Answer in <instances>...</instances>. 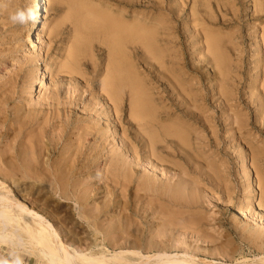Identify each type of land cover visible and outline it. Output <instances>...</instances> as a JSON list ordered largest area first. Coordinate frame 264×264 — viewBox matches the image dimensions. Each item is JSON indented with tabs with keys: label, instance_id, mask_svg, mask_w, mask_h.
Listing matches in <instances>:
<instances>
[{
	"label": "bare ground",
	"instance_id": "6f19581e",
	"mask_svg": "<svg viewBox=\"0 0 264 264\" xmlns=\"http://www.w3.org/2000/svg\"><path fill=\"white\" fill-rule=\"evenodd\" d=\"M35 1L37 3V8H38V20L36 22H34V26H32V29H30L28 31V33L25 36V40L23 39V41H25V44L26 43H29V45H30L29 47L31 49V52L33 51L34 53H37L38 52V49H39L38 48V45L39 44H37V42H36L37 39L35 40V37L38 36V35H36L37 33L38 34H41V32H42V30L40 28V20H42V14L43 13H46L47 14L49 12V10L51 9L53 3H61L64 0H35ZM75 1H77V0H75ZM75 1H73L74 4H75ZM232 1H228V2L232 3ZM68 2H70V1H68ZM80 2H81V0H80ZM104 2L105 3L106 2L108 3L107 0H105ZM112 2H110V4ZM162 2H164V1H162ZM262 2H264V1H262ZM131 3H133V2L130 0V4ZM141 3L146 4L147 6L148 5L156 6L158 4V2L156 0H142ZM165 3H166V0H165ZM193 3H195L194 0H193ZM230 3H229V5H230ZM65 4H67V3H65ZM71 4H73V3H71ZM114 4H115V2H114ZM233 4H234V1H233ZM79 6H81V5L79 4ZM121 6H122V4H121ZM231 6H232V4H231ZM125 7H123V8H125ZM128 7H130V6H128ZM162 7H165V6L162 5ZM85 8H83L85 10L83 12L84 13L86 12L85 13L86 15L84 14V16H83L82 13H81L82 12V8H81V12H80L78 10V9H80L79 7H77V6H73L72 7V9L74 11V14H75V17L78 20V22L76 23L75 28H74L73 41H72L71 47H69V50H68V53H67V57L71 60V62H72L73 65H75L77 63L78 58L81 55L82 51L86 47H88L89 42H87V40H88V37L90 36L89 33L94 34L95 36H100L101 39L103 40V42H105V45L108 47V50H109L108 53L109 54H108V63H107V67H106V74H105L104 79L101 82V91L102 92H100V93L103 94V96H104L103 98L108 103H110V105H111V109L110 110L108 109V110L111 111L112 116H109V117H113V115H114V117L116 118V121H119L120 124H122L121 121L123 122L127 118L126 117L124 119V116L123 115L125 114L124 111L126 112L125 105H126V100H128V118H129L128 119V123H127V125H128L127 127L128 128L126 129L123 126L122 127L121 126H119V127L116 126L117 129H119L121 131L120 132L121 133L120 134L121 136H119V137L122 140V143H123V146L122 147L123 148L120 146L122 148V151L119 154H117V155H114L113 154V155L110 156V158L109 157L107 158L106 157L107 154H103L106 151V145H105L106 140H108V138L105 139L106 138V134H104V131L102 129H97L96 131L95 130H93V131L92 130L91 131H89V130L88 131H84L83 130L82 131V130H80V129L77 128L79 126V124L76 127L79 132H77V133L74 134V138L75 139L74 138H71L72 136H69L68 139H69L70 142H68V143H64V144L61 143L62 145L59 142L51 143V144H43V143L37 144V142L36 143L35 142L34 143H31L29 141L31 144L28 145V143H27L26 145H28V146L25 147L23 145L22 141H21L23 139H21V140L18 139L22 144L21 143H18L19 141L16 142L17 140L14 141V139H13V138H18V136L20 134V133H16L15 132V131H17L16 129L19 126L17 128H15V131H14L15 134H13V138H12L13 142H11V140L9 139V136H10L11 132L14 130V128H8V127H6L4 125V123H1V121H0V241L2 239L3 241L8 242L10 244V245H8L7 247L4 248L5 251L8 252L9 254H14V256L15 255L18 256L19 259L22 260L25 264H264V238L260 237L259 235L258 236L261 239H259L257 241V243L255 242L256 244L252 245V248H251L249 254L248 253L245 254L244 253L245 250L243 252L242 251H238L239 252L238 253V256L235 259H233V260H230V259L229 260H225V259H222V258L221 259H215V258H212V257H202L197 252L193 251L194 249L193 250H189V249L184 248V249H182L180 251H175V252H172V251L169 250V247H167V245H166L168 243V241L171 240L175 244L178 243L179 240L181 241V239H179L178 236H176V234L179 235V233H177L178 232V226L177 225L180 224V223H177V222L175 223L170 217H168V219L169 218L170 219L167 222L162 221V222L157 223V224H156V222L159 221V218H162L161 217V214L165 213L166 210H168L171 206H173V207L174 206H177V207L178 206H182V207L183 206H189V202H188L185 194L183 193L184 192L183 189L180 188L179 185H176V183L173 184L172 183V181H173L172 178H174V177L176 178V176H178L179 180H181V181L183 180V182H185V180L187 179V177H186V179H184L185 176H188V173H186L187 172V165H186L185 159L191 160V157H190L191 156L190 147L192 146L193 140H194L193 139L194 137H192V136L193 135H196V133H197L196 132L195 134H193L194 133V132L192 133V131H194L193 127H191V126L189 127V125H187V124H188L189 121H192V123L201 124L203 127L207 124V119H204V115H206L205 114L206 112L203 115V113H201L202 111H199V109H201V107L199 106V104H200L199 102L201 101V104L203 103V106H204V104H206L207 94H209V93H207L208 91L203 88L201 81H197L196 80V82L195 81H192L191 82L190 81L191 78H190L189 79L190 84H186V82L185 83L182 82V80L180 78L181 76L179 77V73H180L179 70H178L179 67H180V69L181 68H185L187 74H189L190 72L191 73H196V69L193 66H189L188 63H186L185 61H183V59H185L184 56H183L184 58L181 59V57H182V55L184 53L182 55H180L181 52L180 51H178V52L176 51V50H179V49H176L177 48V45L175 43V39H177V38H176V36L174 34L168 32L169 31L168 30L169 28L167 27V25L168 24H171V23H169L167 21V23L165 24V23H163V21L160 20L161 18H159L160 21L158 19L156 20L155 17H157V16H155L153 18L154 19V23H153V19L151 21L152 23H150V22H148V19L147 18H144L142 20H141V18H138V16H139L138 14L134 15V18H133L132 15H131L132 13L130 14V16L132 17V19L130 21H128L127 19H124L125 17L123 18V16L119 18V17H116L117 15L114 16V15L107 14L105 12L104 13H100V11L97 12L94 9L90 10L91 8L90 9L87 8V10H86ZM101 8H103V10H104V7L101 6ZM191 8H193V7H191ZM209 8H211V7H209ZM255 8H256V10H255L256 13L261 12L260 9H257V6H255ZM95 9H97V8H95ZM118 10H119V8H118ZM206 10H207V8H206ZM231 10L232 9H230V11ZM136 11H137V9H136ZM191 11L192 10H190V12ZM125 12H126V10H125ZM147 12H146V14H147ZM149 12H151V11H149ZM155 12H156V10H155ZM168 12L172 13V10L168 9ZM168 12H163V14L162 13H160V14L164 15V13H168ZM112 13H113V11H112ZM238 13H239V11H238ZM156 14H154V15H156ZM220 14H221V12H220ZM168 15L169 14H167V16ZM222 15L224 16L225 14H222ZM251 15L253 16V14H251ZM135 16H137V17H135ZM140 17H141V15H140ZM147 17H149V16H147ZM228 17H229V19H232V18H230V16H226L224 18H227L228 19ZM86 18H87V20H86ZM191 18H192V23H197V22H203L204 21L203 18L198 17V15L195 12L190 13V19ZM149 19H150V17H149ZM170 19H172V18H170ZM215 19H216V17H215ZM220 20H222V19H220ZM85 21L88 22V27L86 26ZM259 21H261V20H259ZM171 22H172V20H171ZM227 22H229V21L227 20ZM251 22H249V23H251ZM253 23H255V21ZM175 24H174V26H176ZM205 24L207 25V23H205ZM171 25H169V27ZM191 25H193V24H191ZM250 25H252V24H250ZM255 25L257 26L256 23H255ZM258 25H262V23L261 24H258ZM43 27L44 26H42V28ZM57 27H58V24H57ZM57 27L56 26H53L52 27V30H50V33H49V37L51 35L55 34V32H56L55 29ZM180 27H182L181 24H180ZM193 27H195V26H193ZM235 27H236V29L238 28L237 26H235ZM248 27H250V26H248ZM46 28H49V27L47 26ZM191 28H192V26H191ZM232 28H234V27H232ZM86 29H88V30H86ZM171 29L172 28L170 27V30ZM250 30H251V27H250ZM184 31H186V30L184 29ZM190 31H191V29H190ZM240 31H237V32H240ZM171 32H172V30H171ZM180 32H182V31H180ZM235 32L236 31H234V34H235ZM261 32H262V36H261L260 41H257V46L259 48H262V51H261L262 58H261V61L259 62V64L257 65L258 67L257 66H254L255 64L253 65L254 67H257V69H258V72L256 71L258 78H256V79H253L252 78L253 79L252 80L253 81V87H252V90H251V93H250V96H251L250 98L252 99V97L254 96V99L256 100V102L257 101L260 102L259 106L257 107L259 109V111H258L259 112L258 118L261 117L262 119H264V27H262V31ZM192 33H194V32H192ZM222 33H224V32H222ZM230 33H232V32H230ZM175 34L177 35L178 34V31ZM184 34H186V33H184ZM191 34H188V35H191ZM197 34H199L200 36H202V39L205 42V48L202 51V53H203V55L206 54V56H205L206 59H204V61L206 62L205 66H204V69L207 70V73H206L207 75H205V78H206V81H207L206 83L208 85H210V87L208 86V88L210 90V95L211 94H214V97L216 95L219 96L218 98H220L223 101L222 103H225L226 106L229 105L228 108L232 106V105H230V102H231V104L233 102H235V104L240 105V102H241L240 101V97L238 98V95H239L238 86H240L239 85L240 83H238L239 81L237 82L235 80V78L238 77L240 74H238V73L236 74V72H235V75H231V73H230V70L231 69L229 68V65L227 64V61H226V57L224 56V53L222 52V50H223V48H222V40L220 39L219 35L217 33L214 34L212 32H209L206 29L204 30V28H201V29L197 30ZM240 34H241V32H240ZM260 35H261V33H260ZM44 36H45V34H44ZM194 37H195V34H194ZM42 39H44V38H42ZM42 39H40V40H42ZM90 39H91V37H90ZM241 39H242V37H241ZM49 40L50 41H49L48 44H51V37H50ZM232 40H234V39H232ZM179 42H181V41H179ZM45 43H46V41H45ZM66 44H68V42ZM179 45L180 44L178 43V46ZM187 45L188 44H186V46ZM236 45H238V43ZM63 46H64V44H63ZM24 47H25V45H24ZM128 47H130V49H131V54H132V58L131 59L133 61H137V62L141 63L139 61L140 60L139 52H141V55H142V59L141 60H143L144 61V64H145V65H142V67H143L142 72H139L138 73L135 69H133V67L131 65H130V68H129V66H127V63H126L127 56H126L125 49L126 48L128 49ZM188 47H189V45H188ZM192 47H193V45H192ZM242 47H243V45H242ZM185 48H187V47H185ZM197 49H198V47H197ZM243 49H245V48H243ZM233 50H235V49H233ZM187 51L189 52V50H187ZM197 51H199V50H197ZM193 52H195V51L193 50ZM193 52L190 51V53H193ZM200 52H201V50H200ZM0 53H1V51H0ZM238 54L240 55V53H238ZM243 54H245V53L243 52ZM253 54H254V52H253ZM36 55H38V54H36ZM197 56H195L196 59H197ZM249 56L251 57V55H249ZM191 57H192V55H191ZM230 57H232V56H230ZM236 57H239V56H236ZM36 58H38V57L36 56ZM243 60L244 59L240 60V63L239 64H242L241 62ZM234 61H238V60H234ZM36 62H38V61L36 60ZM63 62L65 63L64 60H63ZM190 63H191V60H190ZM199 63H201V60H200ZM67 64H68V62H67ZM67 64L65 65V67L67 66ZM252 64H251V66H252ZM46 65H48V64H46ZM51 66H53V65H51ZM65 67H63L64 69L62 68L63 71H66L65 70ZM202 67L203 66H201V68ZM248 67H249V65H248ZM56 68H57V66H56ZM59 68H61V67H59ZM39 70L40 69L38 68V72H40ZM201 70L203 71V68ZM245 71L248 72L246 69H245ZM35 72H36V70H35ZM53 72H55V69H54ZM144 73H148L150 75V77L149 76L147 77V78H151V80L149 79L150 80L149 82H145V80L142 79L141 75L144 74ZM243 74H244V72L242 73V75ZM53 75H54V73H53ZM194 75H191V76L194 77ZM247 75H248V73H247ZM36 76H37V77H35V79H37L36 82H39L41 89H44L45 87H47L46 84H45V81H44V75H43V73H40V74H38ZM51 76H52V74H51ZM54 76H52V77H54ZM184 76H185V73H184ZM196 76H197V73H196ZM71 77H70V79H71ZM99 77H101V76H99ZM182 77H183V75H182ZM2 78H3V75H2ZM239 78H241V76H239ZM249 78L250 77H246L245 78V81H247L246 79H249ZM51 79H53V78H51ZM192 79H194V78H192ZM198 80H200V79H198ZM189 81H187V83ZM193 82H195V83H193ZM206 83H205V85H206ZM246 83H244V84H246ZM244 84H242V86ZM32 85H33V81L31 82L30 89H32V87H33ZM68 85H70V84H68ZM187 86H190L191 89L190 88L187 89L186 88ZM59 87H60V85H59ZM96 87H98V86H96ZM206 87H207V85H206ZM73 88H74V86H73ZM248 89L250 90V88H248ZM248 89H246V90L248 91ZM198 90H200V92H198ZM28 91H30V90H28ZM32 91H33V89H32ZM155 91H157V92H155ZM28 93H27V95H28ZM95 95H96V93H95ZM246 95L247 94H245V96ZM24 96L26 97V95H24ZM248 97H249V95H248ZM213 99H210V101L213 100ZM22 100H24V97H23ZM26 100L27 99L25 98V101ZM27 101L30 102V100H27ZM99 103H97V104H99ZM34 105H36V104H34ZM38 105H39V103H38ZM0 106H1V104H0ZM99 106H102V105L99 104L98 107ZM240 106H242V105H240ZM240 106H239V108H240ZM254 106H256V105H254ZM96 107H97V105H96ZM234 107H232V108L234 109ZM206 108H208V107H206ZM243 108L245 109V107H243ZM217 109L220 110L219 108H217ZM238 109H237V111H238ZM231 110L228 109L227 112L228 111L230 112ZM247 110H245V111H241L240 110V111L241 112H245V114H246V111ZM0 111H2V110H0ZM109 111H107V112H109ZM212 111H214V109ZM222 111L220 110L219 113H221ZM5 112L6 111H3V114H5ZM14 112H15V110H14ZM172 112H173V114H172ZM255 112H257V111H255ZM35 113H37V112H35ZM57 113H59V112H57ZM89 113H91V112H89ZM11 114H10V116H11ZM49 114H51V113H49ZM100 114H101V112H100ZM175 114H178V117H177L178 119L177 120L176 119L171 120L172 116L175 115ZM232 114L235 117H234V119L231 120V125L230 126L233 125V127H232L233 130H236V131H239V132L242 131V129H244L247 126V123L248 122H246V120L245 121L242 120V118L240 117V115L238 113H236L235 111L232 112ZM254 114H256V113H254ZM94 115H95V113H94ZM102 115H103V118H104L105 115L104 114H101V116ZM211 115H212V113H211ZM222 115H224V114H222ZM246 116H247V114H246ZM249 116H250V114H249ZM15 117H16V115H15ZM17 117H19V116H17ZM32 117L33 116H31V120H32ZM205 117H207V115ZM213 117L214 116H212V118ZM242 117H244V116L242 115ZM212 118H210V119H212ZM89 119H87V120H89ZM255 119L257 120V118H255ZM262 119H260V121ZM87 120H86V122H88ZM71 121L73 122L74 120H71ZM77 121H78V119H77ZM77 121H76V123H77ZM82 122H84V121H82ZM108 122H110V121H108ZM254 123L256 124V122H254ZM11 124H12V122H11ZM15 124H17V123H15ZM15 124H13V125H15ZM209 124H210V122H209ZM223 124H224V122H223ZM115 125H116V122H115ZM212 125H213V123L211 124V126ZM260 125L261 124H259V126ZM7 126H10V125H7ZM91 126H92V124H91ZM259 126H258V128H259ZM11 127H13V126L11 125ZM14 127H16V125ZM63 127H65V126L63 125ZM80 127H81V125H80ZM83 127H84V125H83ZM105 127H107V126H105ZM108 127H109V125H108ZM116 127L113 128L114 130L112 129V127L109 128V130L113 134V142H115V144H117L116 143V138H115L116 135H117L116 134ZM214 127L212 126L211 128L214 129ZM260 127L261 128H264L262 126H260ZM59 128H61V127H59ZM65 128H67V127H65ZM196 128H195V131H197L198 129H200V126H199V128H197V130H196ZM226 128H228V127H226ZM248 128H250V127H248ZM11 129H13V130L10 132ZM73 129H74V126H73ZM254 129H255V127H254ZM106 130H108V128ZM62 131H64V130H62ZM75 131H76V129H75ZM214 131H216V129ZM244 131H243V133H247V132H244ZM28 132H30V131H28ZM199 132L197 133L198 135H200ZM200 133H202V132H200ZM228 133H230V132H228ZM58 134H59V132H58ZM64 134H65V132H64ZM66 134H68V133H66ZM225 134H227V132ZM260 134H262V133H260ZM198 135H196V136H198ZM237 135H239V134H237ZM250 135H252V133H250ZM255 135L258 136V137H260L256 133H255ZM11 136H12V134H11ZM61 136H62V133H61ZM214 136H215V134H214ZM239 136H241V138H242V134H240ZM51 138H52V136H51ZM8 139L10 140L9 145H6V148L3 147V149H2V143L3 142H6L7 143L8 142L7 141ZM37 139H39V138L37 137L35 139V141ZM202 139H204V138H202ZM227 139L229 140V138H227ZM238 139L240 140V137H238ZM262 139H264V138H262ZM24 140L27 142V138L26 139L24 138ZM54 140H55V138H54ZM206 140L208 141V139H206ZM216 140H217V138H216ZM256 140H258V139L256 138ZM259 140H258V143L260 142ZM262 141H264V140H262ZM61 142H63V141H61ZM108 142L113 143L112 141H108ZM235 142H236V140H235ZM243 142H241V143H243ZM118 143H119V140H118ZM202 144H205V143H202ZM3 145L5 146V143ZM194 145H197V144L194 143ZM207 145H209V143H207ZM233 145H235V144H233ZM233 145H232V147H233ZM259 145H264V144H258V146ZM107 146L110 147V145H107ZM200 146H201V144H200ZM244 146H246V145H244ZM120 147H119V151H120ZM247 147H252V146H247ZM259 147H261V146H259ZM110 148H112V147H110ZM116 149H118V148H116ZM199 149H200V151H202L201 150L202 149L201 147L198 148V150ZM252 149H254V147ZM260 150H262V148ZM107 151H110V150H107ZM209 151L211 152L212 150H209ZM209 151H208V153H209ZM236 151H237V149H236ZM262 151H264V150H262ZM126 152H128V153L130 152V154L133 155V159H131V158L128 159V156L126 155ZM192 152H193V150H192ZM250 153H251V151H250ZM253 153L255 154V152H253ZM54 154H58V157H57V159H55L54 161H52L51 160V158H52L51 156L52 155L54 156ZM205 154H203V155H205ZM240 154L238 153L239 156H240ZM206 155H208V154H206ZM248 155H250V154H248ZM174 156H175L176 160L177 159L182 160L183 161V162L181 161L182 164L178 165V164L173 163L172 161L174 159L173 158ZM200 156H196V158L197 157H200ZM253 156H255V155H253ZM256 156H257V154H256ZM258 156L260 157L259 154H258ZM212 157H213V155H212ZM255 158H257V157H255ZM142 159H144V161L147 162V165H148L147 167L146 166L145 167L143 166L145 168L144 170H147L148 167L150 166V168L152 169V171H154L153 174L147 173L146 175H143V176H152V177L153 176L154 177L155 176H165V179L164 180L162 178L161 179H157V180H155V183L154 182L151 183V181H148V179H147V180H145L142 183V187L141 186L140 187L142 188L141 190L143 191V193L140 194L141 193L140 190H139L140 193L138 191H135L136 194L133 197H130V207L133 206L132 205V202H133L132 201V198H133V199H135L134 201H136V203L137 202L140 203V205H139L140 207L141 206L143 208L146 207L145 209H143V208L142 209H143V212L145 210V213L146 214L148 213V215L147 216H140V218H137L138 220L132 218L134 216L130 217L131 216L130 215L129 216L130 217V221H127L125 223H121V222L119 223L118 222V223H114V224H109V225H107V227H105L101 223L97 222V219L94 218L92 214H90L91 212L89 213L88 212L89 210L88 211L85 210L86 207H84V205L87 204V200H90V199H88L89 197L87 196L88 195L87 192L80 193L81 191H78L76 189L77 187L79 188V186H80L79 184H78L79 186L77 185V182L78 181L77 182L76 181H72V179H71L72 182H70V180L67 181V178H66V182H65V180H63V178L61 177V176H77V177L78 176L79 177L81 176L82 177V176H93V175L94 176H103V178H104V176H109V177L110 176H119V177L121 176L122 177V176H124V174L127 171H129V173H130L129 176H137L138 177L140 175V173L143 172V171L141 172L140 169H138L139 166H142L143 165V164H141V163H143ZM252 159H253V157H252ZM241 160L243 162H245L247 160V155H244ZM207 162H209V161H207ZM256 163H257V160H256ZM258 163H260V162H258ZM103 164H104V167L102 166ZM211 164H212V162H211ZM257 165L259 166V164H257ZM101 166L103 167V169L101 168ZM183 166H185V167H183ZM191 167H190V169L192 170ZM255 167H256V165H255ZM209 172H211V171H209ZM192 175H194V174H192ZM210 175L214 176L213 174H210ZM260 175H261V172H260ZM260 175H258V176H260ZM16 176H19L20 179H29L30 178L31 180L32 179H35L36 181L38 179V176H46V177L47 176H53V177L54 176H58V177H55L53 181L51 180L52 182L50 181L51 184H50L49 187L45 183L43 184V186L46 185L45 188L42 186L46 191L45 192L43 191L44 193L42 191H40L39 197L40 196H44V195H48V194H53L54 196L55 195H58L60 198H62L64 203H67V202L68 203L69 202L74 203L78 207V209H79L78 210V216L80 218H82L85 221V223H87L92 228V232H93L92 233V236L94 238V245H88V244H86V241L85 242L83 241L84 243L83 242L82 243H79V241H76L75 239H72V237H70V233L69 232H67L64 229H62L61 227H59L60 225L57 224V222L55 221V219L51 215V213L48 210H46L45 207H42V206H40V204L38 205L36 203V201H37L36 199H35L36 201H33L32 198H30V196H26L24 194L23 195L22 194H19L18 193L19 192V189L18 188H22V185L24 183H26V182H23L22 181L23 184L20 182L19 185H16L17 184L16 183V181H17L16 180ZM168 176H172V177H168ZM71 178H73V177H71ZM103 178H100L99 180H101ZM105 178H108V177H105ZM189 178H192V176L191 177L189 176ZM189 178H188V180H189ZM81 179H84V178H81ZM113 179H115V178H113ZM119 180L116 179V181H119ZM134 180H131V181H134ZM83 181H85V180H83ZM89 181H90V179H89ZM123 181H125V180H123ZM80 182H82V181H80ZM189 182H191V179H190ZM192 182L194 184V181H192ZM262 182H264V181H262ZM109 183H110V181H109ZM85 184H88V183H85ZM111 184H110V186H111ZM139 184L140 183L137 182V187H139ZM38 185L39 184H37V186ZM76 185H77V187H76ZM121 185L119 187H122V190H123V186H121ZM132 185H133V183H132ZM135 185H136V182H135ZM81 186H82V184H81ZM87 186L85 188H87ZM191 186H193V185H191ZM84 187H82V189ZM90 187H92V183H91V186ZM99 187H100V185H99ZM108 187H109V185H108ZM185 187H187V186H185ZM189 187H190V184H189ZM254 187H253V185H251L250 188H249V191H248V188L246 189V191H248L247 194H249V197H251V198H252V196H254ZM28 188L29 187H27V189ZM43 188H41V189H43ZM104 188L105 187H103L102 189H104ZM31 189L34 190V187H32ZM49 189L51 191H53V193H50ZM80 189H81V187H80ZM118 189L120 190L121 188H118ZM133 189H135V188H133ZM37 190H38V188L35 187V192ZM88 190L90 191V194H91V190L89 189V187H88ZM111 190H109L108 194H112ZM107 191H108V189H107ZM246 191L244 189V192H246ZM262 191H264V190H262ZM102 192H103V190H102ZM127 193H128V191H127ZM255 193H256V191H255ZM262 193H264V192H262ZM32 195H33V193H32ZM243 195H245V194H243ZM101 196H103V195H101ZM262 196H264V195H262ZM243 198H244V196H243ZM62 199H60V200H62ZM126 199H128V197ZM245 199H247V198H245ZM262 200H264V199H262ZM47 201H51V200L47 199ZM107 201H106V203L104 202L105 203L104 205L102 203L104 209L105 208H108V207L110 208V206H113L114 205V202H112V201L107 202ZM63 202H61V203H63ZM196 202H198V201H196ZM50 203H52V201ZM262 203H264V202H262ZM91 204H92V202H91ZM100 204H101V202H100ZM128 204L129 203H127V205ZM60 205H62V204H60ZM92 205H90V206H92ZM243 205H245V204H243ZM46 207H47V205H46ZM238 207H240V206H238ZM262 207H264V206H262ZM95 208H97V207H95ZM124 208H126V207H124ZM137 208L139 209V207H137ZM190 208H187V209H190ZM240 208H238L237 214H239V216L241 218L243 216H248L247 213H245L243 211L244 209L242 210ZM242 208H243V206H242ZM156 209H158V211H156ZM192 209H194V208L192 207ZM125 210L127 212V209H125ZM57 211L59 213V210H57ZM112 211H113V209H112ZM189 211H187V212H189ZM143 212H141V213L144 214ZM187 212H186V214H187ZM253 212L254 211H252V214H254V216H255L256 213H253ZM53 213H54V211H53ZM192 213L194 214V211ZM108 214H110V213H108ZM122 214H121V216H122ZM129 214H132L131 211H130ZM188 214H190V212ZM101 215H100V217H101ZM105 215H106V213H105ZM175 215H177V213ZM108 216H110V215H108ZM121 216H120V218H121ZM185 216H187V215H185ZM190 216H193V215L191 214ZM190 216H188V217H190ZM195 216L197 217L198 215L196 214ZM259 216H260V213H259ZM191 218L192 217H190V219ZM255 218H256V216H255ZM260 218L262 220V218H264V217H259V219ZM66 219H67V217H66ZM122 219L123 218H121V220ZM165 219H167V217H165ZM176 219L178 220V218H176ZM176 219H174V220H176ZM194 220H196V219H194ZM256 220H254V221H256ZM123 222H124V220H123ZM249 222H251V221H249ZM262 222H264V221H262ZM181 224H183V223L181 222ZM196 224H198V223H196ZM84 225H86V224H84ZM117 225H119V226H117ZM76 226H74V227H76ZM125 226H126V229H125ZM204 226L205 225H203V227ZM184 227H187V226L184 225ZM203 227H202V229H203ZM68 228H70V227H68ZM116 228H119V229L121 228L122 232L121 231H120V233L119 232H116L115 231ZM204 229L206 230V227H204ZM74 230H75V228H74ZM185 230L188 231V229H186V228H185ZM190 230H191V228H190ZM195 230H197V229H195ZM205 230H203V231H205ZM180 231H181V229H180ZM210 232H212V231H210ZM262 232H264V231H262ZM84 233L85 232H83V234ZM183 233L186 235V233L184 231H183ZM197 233H198V231H197ZM204 233H206V232H204ZM71 234H73V233H71ZM184 234H183V236H184ZM258 234H260V233H258ZM148 235H153L154 238L153 239H150V240H147L149 238ZM196 235L197 234L195 233V236ZM241 235H242V233H241ZM254 235H255V233L253 234V238H254ZM183 236H182V238H183ZM192 236H191V238H192ZM262 236H264V235H262ZM211 237H212V235H211ZM255 237H256V235H255ZM197 238L200 239L199 237H197ZM201 238H203V235H202ZM215 239L216 238H214V240ZM183 240H184V238H183ZM3 241H2V244H3ZM196 242H198V241L196 240ZM204 242H208V241H204ZM251 243H252V240H251ZM169 244H171V243H169ZM205 244H207V243H205ZM174 246H178V245L176 244ZM180 246H181V244H180ZM187 248H189V247H187ZM219 257H220V255H219ZM221 257H222V255H221Z\"/></svg>",
	"mask_w": 264,
	"mask_h": 264
},
{
	"label": "rangeland",
	"instance_id": "374dc122",
	"mask_svg": "<svg viewBox=\"0 0 264 264\" xmlns=\"http://www.w3.org/2000/svg\"><path fill=\"white\" fill-rule=\"evenodd\" d=\"M64 1L61 2V3H53L51 9L49 10V12L47 14L46 13L42 14V20H40V28H41L42 32H41V34L37 33L36 35H38V36L35 37V40L37 39L36 40L37 44H39L38 45L39 49H38L37 53H34L33 51L31 52V49L29 47L30 46L29 43L25 44V41H23V39L25 40V36L28 33V31L30 29H32V26H34V22H29L26 27H21V26H18V25L17 26H13L11 24V22L9 21V19H8V13L11 12V11H14L18 7H24V6H28V5H32V6L37 7L36 1L35 0H7V3H8L7 10L0 11V51H1V53H0V99H1L0 100V104H1L0 110H2V111H0V121H1V123H4V125L6 127L14 128V130L13 129L10 130V132L13 130L12 131L13 133L11 132L12 136H11V134L9 136V139L11 140V142H13V140H12L13 134H15V132H16V133H20V134H19L18 138H13L14 141L17 140L16 142H18L19 140L23 139L21 141H22V143H23V145L25 147L30 145L31 143H34V142L35 143L37 142V144H41V143H43V144H51V143H56V142H59L60 144L61 143L64 144V143L70 142L69 139H68L69 136H72L71 138H74V134L79 132L78 129H80L82 131L83 130L84 131H88V130L89 131H91V130L92 131L93 130L96 131L97 129H102L104 131V134H106V138L105 139L108 138V140H106V143H105L106 151L103 154H107L108 155V156L106 155L107 158L108 157L110 158V156L113 155V154L114 155L119 154L122 151L123 143H122L121 138L119 137V136H121L120 135L121 131L119 129H117L116 126H118V127L119 126H121V127L123 126L126 129L128 128L127 127L128 126L127 123H128V119H129L128 118V100H126V105H125L126 112L124 111L125 114L123 115L124 119L126 117L127 118L123 122L121 121L122 124H120L119 121H116V118L114 117V115H113L114 118L113 117H109V116H112L111 111H109L111 109V105H110V103H108L103 98L104 97L103 94L100 93V92H102L101 91V82L104 79L105 74H106V67H107V63H108V54H109L108 52H109V50H108V47L105 45V42H103V40L101 39L100 36H95L94 34L89 33L90 36L88 37V40H87V42H89L88 47H86L82 51V53L79 56L78 61H77V63L75 65H73L71 60L67 57V53H68L69 47H71L72 41H73L74 28H75L76 23L78 22V20L75 17V14H74V11H73L72 7L73 6L79 7L80 9H78V10L80 12H81V8H82V12L81 13H82L83 16L86 13V12L85 13L83 12V11H85L83 8L86 7L85 8L86 10H87V8L88 9L91 8L90 10L94 9L97 12L100 11V13H104L105 12V13L110 14V15H114V16L117 15L116 17H119V18L123 16V18L125 17L124 19H127L128 21H130L132 19V17L134 18V15H136V14L139 15L138 18H141V20L144 19V18H147L148 22H150V23H152L151 21H152V19L155 16H157V17H155L156 20L157 19L159 20V18H161L160 20L163 21V23H165V24L168 21L169 23L172 24V25L171 24L167 25V27L169 28L168 32L174 34L176 36V38H177V39H175V43L177 45L176 49H179V50H176V51L177 52L180 51L181 52V53L179 52L180 55H182L183 53L185 54V55L184 54L182 55L181 59H183L185 57V59H183V61L188 63L189 66H193L196 69V73H197V76H196V73H191L190 72L189 74H187L185 68H181L180 69V67H179V69H178L179 72H180L179 73V77L181 76L180 78H181L182 82L183 83L186 82V84H190V81L191 82L192 81L196 82V80L197 81H201L203 88L205 90H207L208 91L207 93H209V94H207V100H208V101L206 100V104L207 105L204 104V106H203V103L201 104V101L199 100L200 101L199 103L201 104V105L199 104V106L201 107V109H199V111H202L201 113H203V115L206 112L205 114L207 115V117H205L206 115H204V119H207V124H206L207 126L205 125L203 127L201 124L192 123V121H189L188 124H187V125H189V127L190 126L193 127V129H194V131H192V133L194 132L193 134H195L196 132L198 133L199 131L202 132V133L199 132L200 135H198L196 133V135H198V136H196V135L192 136V137H194L193 138L194 140H193L192 146L190 147L191 160L185 159L186 165H187V172L186 173H188V176H185L184 179H186V177H187V179L185 180V182H183V180L182 181L179 180L178 176H176V178L175 177L172 178L173 179L172 183L173 184L176 183V185H179L180 188L183 189V191H184L183 193L185 194V196H186V198H187V200L189 202V206H183V207L182 206H178V207L177 206H174V207L171 206L169 208L170 210L169 209L166 210V212L168 211L167 213L165 212V213L161 214L162 218H159V221H157L156 224L160 223L162 221L167 222L170 218L175 223L176 222L180 223V224L177 225L178 226V232L177 233H179V235L176 234V236H178V238L181 239V241L179 240L180 243L179 242L176 243L178 246H174L176 244L174 242H172L171 240L168 241V243L166 242L167 243L166 244L167 247H169V250L172 251V252L180 251V250H182L184 248L189 249V250H193L194 249L193 251L197 252L202 257H212V258H215V259H221L222 258V259H225V260H229V259L233 260V259H235L238 256V253H239L238 251H242L243 252L245 250L244 253L245 254H247V253L249 254L250 250L252 248V245L256 244L257 241L259 239H261L260 237L264 238V236H262V235H264V232H262V231H264V222H262V221H264V218H262V220H261V218L259 219V217H264V207H262V206H264V203H262V202H264V200H262V199H264V196H262V195H264V193H262V192H264V191H262V190H264V182H262V181H264V151H262V150H264V145H259L261 147L258 146V144H264V141H262V140H264V139H262V138H264V128L260 127V126L264 127V119H262L261 117L258 118L259 109L257 107L259 106L260 102L257 101L258 102L257 103L256 100L254 99V96L252 97V99L250 98L251 97L250 93H251V90H252V87H253V81L252 80L258 78V76H257V72H258L257 67L258 66L257 65L259 64V62L261 61V58H262V53H261L262 48H259L257 46V41H260L261 36H262V32H261L262 31V27H264V2H262L264 0H233L234 4H233L232 0H213V1L212 0H194L195 3H193V0H168V1L166 0V3H165V0H156L158 2V4L156 6H151V5L147 6L146 4L141 3L142 0H134V1L131 0L133 2L131 4H130V0H112L113 2L111 0H107L109 4H110V2H112L113 4L115 2L114 5L111 3L110 4L111 6L107 2L105 3L104 2L105 0H81V2H80V0H77V1H75V0H72V1L71 0H67V1L64 0ZM68 1H70L73 4H71ZM73 1H75L76 5L74 4ZM162 1H164V2H162ZM228 1H232V3L228 2ZM65 3H67V4H65ZM229 3H230V5H229ZM79 4L81 6H79ZM121 4H122V6H121ZM231 4H232V6H231ZM162 5H164L166 8L162 7ZM101 6L104 7V10H103V8H101ZM128 6H130V7H128ZM255 6H257V9H260L262 13L261 12H259L260 14L256 13L255 12V10H256ZM123 7H125V8H123ZM191 7H193V8H191ZM209 7H211V8H209ZM95 8H97V9H95ZM118 8H119V10H118ZM206 8H207V10H206ZM136 9H137V11H136ZM168 9L172 10V13L168 12ZM230 9H232V10L230 11ZM125 10H126L127 13L125 12ZM155 10H156V12H155ZM190 10H192V11L190 12ZM112 11H113V13H112ZM145 11L146 12L148 11L147 14H146ZM149 11H151V12H149ZM238 11H239V13H238ZM163 12H168V13H164V15H162ZM192 12H195L198 15V17L203 18L204 21L203 22L192 23V18L190 19V13H192ZM220 12H221V14H220ZM160 13H162V14H160ZM130 14L132 15V17L130 16ZM154 14H156V15H154ZM167 14H169L168 16L169 17L171 16L170 18H172V19H170L167 16ZM222 14H225V15L223 16ZM251 14H253V16ZM140 15H141V17H140ZM147 16H149L150 19ZM226 16H230V18H232V19H229V17H228V19L224 18ZM135 17H137V16H135ZM215 17H216V19H215ZM220 19H222V20H220ZM86 20H87V18H86ZM171 20H172V22L174 24L176 23L175 24L176 26H174V24L171 22ZM227 20L229 22H227ZM259 20H261V21H259ZM254 21L257 24V26L255 25V23H253ZM249 22H251V23H249ZM153 23H154V19H153ZM205 23H207V25ZM261 23H262V25H258V24H261ZM57 24H58V27H57ZM85 24L88 27V22L85 21ZM180 24H181L182 27H180ZM191 24H193V25H191ZM250 24H252V25H250ZM169 25H171L170 27L172 28L171 29L172 32L170 30ZM42 26H44V27L42 28ZM47 26L49 28H46ZM53 26L57 27L55 29L56 32H55V34L50 36L51 37V44H48L49 41H50L49 40L50 39L49 33H50V30H52ZM191 26H192V28H191ZM193 26H195V27H193ZM235 26H237L238 28L236 29ZM248 26L251 27V30H250V27H248ZM232 27H234V28H232ZM201 28H204V30L206 29L209 32H212L214 34L217 33L219 35L220 39L222 40V48L224 50V51L222 50V52L224 53V56L226 57V61H227V64L229 65V68L231 69L230 70L231 75H235V72H236V74L237 73L240 74L239 76H241V78H239V76H238V77L235 78V80L237 82L239 81L238 83H240L239 84L240 86H238V90H239L238 98L240 97V101L243 103L242 104L240 102V105H242V106L235 104V102H233L232 104L230 102V105H232V106L228 108L229 105L226 106L225 103H222L223 101L220 98H218L219 96L216 95L214 97V94H211L212 96L210 95V90L208 88V86L210 87V85H208L206 83L207 81H206V78H205V75H207L206 74L207 70L204 69V66L206 64V62L204 61V59H206V57H205L206 54L203 55V53H202V51L205 48V42L203 41L202 36L197 34V30H199ZM184 29L186 31H184ZM190 29H191V31H190ZM86 30H88V29H86ZM177 31H178V34L176 35L175 33H177ZM180 31H182V32H180ZM234 31H236L235 34H234ZM237 31H240L241 34H240V32H237ZM192 32H194V33H192ZM222 32H224L225 34L222 33ZM230 32H232L234 35L232 33H230ZM184 33H186V34H184ZM260 33H261V35H260ZM44 34H45V36H44ZM188 34H191V35H188ZM194 34H195V37H194ZM90 37H91V39H90ZM241 37H242V39H241ZM42 38H44V39H42ZM40 39H42V40H40ZM67 39L68 40L70 39V40L68 41ZM232 39H234V40H232ZM45 41H46V43H45ZM179 41H181V42H179ZM65 42L66 43L68 42V44H66ZM178 43L180 44L179 46H178ZM237 43H238V45H236ZM63 44H64V46H63ZM186 44H188L189 47H188V45L186 46ZM191 44L193 45V47H192ZM24 45H25V47H24ZM242 45H243V47H242ZM185 47H187V48H185ZM197 47H198V49H197ZM243 48H245V49H243ZM128 49L127 48L125 49L126 56H127V58H126L127 66H129V68H130V65H131L133 67V69H135L138 73L142 72V70H143L142 65H145V64H144V61L141 60L142 59L141 52H139V57H140L139 61L141 63H139V62L133 61L131 59L132 58L131 49H130V47H128ZM196 49L199 50V51H197ZM233 49H235V50H233ZM187 50H189V52ZM193 50L195 52H193ZM200 50H201V52H200ZM190 51H192L194 54L190 53ZM243 52L245 54H243ZM253 52H254V54H253ZM238 53H240V55ZM36 54H38V55H36ZM188 55L190 57L192 55V57H191L192 59ZM249 55H251V57ZM36 56L38 58H36ZM195 56H197V59H196ZM230 56H232V57H230ZM236 56H239V57H236ZM242 59H244L241 62L243 65L239 64L240 60H242ZM36 60L38 62H36ZM63 60L65 61V63L63 62ZM190 60H191V63H190ZM200 60H201V63H199ZM232 60L233 61L234 60H238L239 62L238 61H234L233 62ZM67 62H68V64H67ZM46 64H48V65H46ZM66 64H67V66L65 67ZM251 64H252V66H251ZM51 65H53V66H51ZM248 65H249V67H248ZM253 65L257 66V67H254ZM56 66H57V68H56ZM201 66H203L202 67L203 71L201 70L202 69ZM59 67H61V68H59ZM63 67H65L66 71H63V69H64ZM38 68L40 69L39 70L40 72H38ZM252 68L253 69L255 68V69L253 70ZM54 69H55V72H53ZM245 69L248 72H246ZM35 70H36L37 73L35 72ZM243 72H244V74H243L244 76L242 75ZM40 73H43L44 81H45V84L47 86L44 89H41L39 82H36L37 79H35V77H37L36 75H38ZM53 73H54L55 76L53 75ZM184 73H185V76H184ZM247 73H248L249 76L247 75ZM51 74L54 77H52ZM181 74L183 75V77H182ZM2 75H3V78H2ZM191 75H194V77L191 76ZM99 76H101V77H99ZM148 76L150 77V75L148 73H144V74L141 75L142 79L145 80V82H149L151 80V78H147ZM70 77H71V79H70ZM246 77H250V78L246 79L247 81H245ZM51 78H53V79H51ZM192 78H194L195 80L192 79ZM189 79H190V81H189ZM198 79H200V80H198ZM32 81H33V85H32L33 86L32 87L33 91H32V89H30V85H31ZM187 81H189V82L187 83ZM195 82H193V83H195ZM205 83H206L207 87H206ZM244 83H246V84H244ZM68 84H70V85H68ZM242 84H244V85L242 86ZM59 85H60L61 88L59 87ZM72 85L74 86V88H73ZM96 86H98V87H96ZM186 88L187 89H189V88L191 89L190 86H187ZM248 88H250V90ZM246 89H248V91ZM28 90H30V91H28ZM155 92H157V91H155ZM198 92H200V90H198ZM27 93H28V95H27ZM95 93H96V95H95ZM245 94H247V95L245 96ZM24 95H26V97ZM248 95H249V97H248ZM23 97H24V100H22ZM25 98L27 100H30V102L27 101V100L25 101ZM210 99H213V100L210 101ZM38 103H39V105H38ZM97 103H99L102 106L98 107L99 104H97ZM34 104H36V105H34ZM96 105H97V107H96ZM254 105H256V106H254ZM239 106H240V108H239ZM206 107H208V108H206ZM216 107L219 108L221 111L222 110L223 111L221 113H219L220 110H218ZM232 107H234V109ZM243 107H245V109ZM238 108L241 111H245V110L248 109L246 111L247 116H246L245 112H241ZM213 109H214V111H212ZM228 109L229 110L232 109L233 111L231 110L230 112L229 111L227 112ZM237 109H238V111H237ZM14 110H15V112H14ZM3 111H6L5 114H3ZM107 111H109V112H107ZM234 111L240 115L242 120H244V121L246 120V122H248L247 126L244 129H242V131H240V132L236 131V130H233L232 129L233 125L230 126L231 125V120L234 119V117H235L232 114V112H234ZM255 111H257V112H255ZM35 112H37V113H35ZM57 112H59V113H57ZM89 112H91V113H89ZM100 112H101V114L105 115L104 118H103V115L101 116ZM49 113H51V114H49ZM94 113H95V115H94ZM211 113H212V115H211ZM254 113H256V114H254ZM10 114H11V116H10ZM172 114H173V112H172ZM222 114H224V115H222ZM241 114L244 117H242ZM249 114H250V116H249ZM15 115H16V117L17 116H19V117L16 118ZM31 116H33L32 120H31ZM212 116H214L215 118L214 117L212 118ZM177 117H178V114H175V115L172 116L171 120H174V119L177 120L178 119ZM209 117L212 118V119H210ZM255 118H257V120ZM77 119H78V121H77ZM87 119H89V120H87ZM260 119H262V120L260 121ZM71 120H74L75 122L74 121L72 122ZM86 120L89 123L86 122ZM76 121H77V123H76ZM80 121L81 122L84 121V122L81 123ZM108 121H110V122H108ZM11 122H12V124H11ZM115 122H116V125H115ZM209 122H210V124H209ZM223 122H224V124H223ZM254 122H256L257 125ZM15 123H17V124H15ZM212 123H213V125H212L213 127L216 125L214 127V129L211 128L212 127L211 126ZM13 124H15L16 127H14L15 125H13ZM78 124H79V126H78ZM82 124L84 125V127H83ZM91 124H92L93 127L91 126ZM259 124H261V125L259 126ZM7 125H10V126H7ZM11 125L13 127H11ZM63 125L65 127H67V128L63 127ZM72 125L74 126V129H73ZM80 125H81V127H80ZM108 125H109V127H108ZM105 126H107V127H105ZM199 126H200V129L197 130V128H199ZM225 126L228 127V128H226ZM258 126H259V128H258ZM59 127H61V128H59ZM111 127H112V129L116 127V134L117 135H116L115 138H116V143L117 144H115V142H113V134L109 130V128H111ZM248 127H250V128H248ZM254 127H255V129H254ZM15 128H17L16 129L17 131H15ZM107 128H108V130H106ZM195 128H196L197 131H195ZM61 129L64 130V131H62ZM75 129H76V131H75ZM215 129H216V131H214ZM28 131H30V132H28ZM243 131L247 132V133H243ZM58 132H59V134H58ZM64 132H65V134H64ZM226 132H227V134H225ZM228 132H230V133H228ZM249 132L252 133V135H250ZM61 133H62V136H61ZM66 133H68V134H66ZM255 133L258 134L261 138L256 136ZM260 133H262V134H260ZM214 134H215V136H214ZM237 134H239V135L242 134V138H241V136H239ZM51 136H52V138H51ZM37 137L39 139H37L35 141V139ZM238 137H240V140L238 139ZM24 138L25 139L27 138V142L24 140ZM54 138H55L56 141L54 140ZM202 138H204V139H202ZM205 138L208 139V141ZM216 138H217V140H216ZM227 138H229V140L231 142ZM256 138L258 140L260 139L259 143H258V140H256ZM9 139L7 140L8 141L7 143L6 142L2 143V149H3V147L6 148V145H9V142H10ZM118 140H119V143H118ZM235 140H236V142H235ZM61 141H63V142H61ZM108 141H112L113 143L108 142ZM241 142H243V143H241ZM4 143H5V146L3 145ZM18 143H21V142L19 141ZM27 143H28V145H26ZM194 143L197 144L198 146L194 145ZM202 143H205V144H202ZM207 143H209V145H207ZM200 144H201V146H200ZM231 144L232 145L235 144V145H233V147H232ZM243 144L246 145V146H244ZM107 145H110V147H112V148H110ZM247 146H252V147H247ZM119 147H120V151H119ZM200 147L202 148L201 150L203 152L200 151V149L198 150V148H200ZM204 147L205 148L207 147V148L205 149ZM253 147H254V149H252ZM116 148H118V149H116ZM261 148H262V150H260ZM236 149H237V151H236ZM107 150H110V151H107ZM192 150H193L194 153L192 152ZM207 150L208 151L212 150V151L211 152L209 151V153H208ZM250 151H251V153H250ZM253 152H255V154ZM205 153L208 154V155H206ZM238 153L239 154L241 153L240 156L238 155ZM194 154L196 156H200V155L201 156L196 158V156ZM203 154H205V155H203ZM248 154H250V155H248ZM256 154H257V156H256ZM258 154L260 155V157L258 156ZM126 155L128 156V159H130V158L133 159V155H131L130 152L129 153L126 152ZM212 155H213V157H212ZM242 155L243 156L247 155V160H246L247 162L246 161L243 162L241 160L242 157H243ZM253 155H255V156H253ZM251 156L253 157V159H252ZM51 157L53 158V159L51 158V160L54 161L55 159H57L58 154H54V156L52 155ZM255 157H257V158H255ZM173 158H174L173 161H172L173 163L178 164V165L182 164L181 163L182 160H179V159L176 160L175 156ZM256 160H257V163H256ZM142 161H143V163H141V164H143V165L139 166L138 169H140V171L141 172L143 171V172L140 173V175L138 177L137 176H129L130 175L129 171H127L124 174V176H122V177L121 176L120 177L119 176H110V177L109 176H104V178H103V176H94V175L93 176H82V177L81 176L80 177L79 176L78 177L77 176H61V177L63 178V180H65V182H66V178H67V181L70 180V182H72V181H76L77 182L78 181L77 185L79 184L80 186L78 185L79 186V188H78L77 185H76V187H77L76 189L78 191H81L80 193L87 192V194H88L87 196L89 197L88 199H90V200H87V204H85L86 206L84 205V207H86L85 210L86 211L89 210L88 212L89 213L91 212L90 214H92L93 217L97 219V222H99L102 225H104L105 227H107V225H109V224H114V223H118V222L119 223L120 222L121 223H125L127 221H130V217H132V216H134L132 218L138 220L137 218H140V216H147L148 215V213L147 214L145 213V210L143 212V209H145L146 207L145 208H143L142 206L140 207L139 206L140 203L137 202L138 203L137 204L136 201H134L135 199H133V198H132V201H133L132 205L133 206L130 207V197H133L136 194L135 191L139 192V190H140L141 193L140 192L139 193L140 194L143 193V191L141 190L142 189L141 187H142V183L145 180L148 179V181H151V183H153V182L155 183V180H157V179H161L162 178L164 180L165 176H155V177L154 176L153 177L152 176H143V175H146L147 173L153 174L154 171H152L150 166L148 167L147 170H144L145 169L144 167L145 166L147 167L148 165H147V162L144 161V159H142ZM207 161H209V162H207ZM211 162H212V164H211ZM258 162H260V163H258ZM257 164H259V166ZM255 165H256V167H255ZM102 166L104 167V164ZM102 166H101V168L103 169ZM189 166L190 167L192 166L191 167L192 170L190 169ZM183 167H185V166H183ZM209 171H211V172H209ZM260 172H261V175H260ZM191 173L194 174V175H192ZM209 173L213 174L214 176L210 175ZM258 175H260V176H258ZM189 176L190 177L192 176V178H189ZM55 177H58V176H54V177L53 176H47V177L46 176H38L37 181L35 179H32L33 180L32 181L30 178L29 179H20L19 176H16V180H17L16 181V183H17L16 185H19L20 182L22 183V181L26 182L24 184L22 183L23 184L22 188H18L19 189L18 193L22 194V195L24 194L26 196H30V198H32L33 201L37 200L36 203L38 205L40 204V206H42V207H45L46 210H48L51 213V215L54 217V219L57 222V224L60 225L59 227H61L62 229H64L65 231L70 233V237H72V239H75L76 241H79V243H82L83 241L84 242L86 241V244L94 245V238L92 236V233H93L92 232V228L87 223H85V221L82 218H80L78 216V210L79 209L74 203H72V202L64 203L62 198H60L58 195L54 196L53 194H48L49 196L48 195H44V196H40L39 197L40 191H42V192L44 191L45 192L46 190L44 188L46 187V185L49 187L51 182L54 180ZM71 177H73V178H71ZM105 177H108V178H105ZM168 177H172V176H168ZM81 178H84V179H81ZM100 178H103V179L99 180ZM113 178H115V179H113ZM188 178H189V180H188ZM71 179H72V181H71ZM89 179H90V181H89ZM116 179L117 180L120 179V180L116 181ZM190 179H191V182H189ZM83 180H85V181H83ZM108 180L110 181V183H109ZM123 180H125V181H123ZM131 180H134V181H131ZM80 181H82V182H80ZM192 181H194V184H193ZM131 182L133 183L134 186L132 185ZM135 182H136V185H135ZM137 182L141 184V185L139 184V187H137ZM44 183L46 185L43 186ZM80 183L82 184V186H81ZM85 183H88V184H85ZM91 183H92V187H90ZM118 183L120 185L122 184L121 186H123V190H122V187H119L120 185ZM37 184H39V185L37 186ZM84 184L86 186L88 185L87 188H85L86 186ZM110 184H111V186H110ZM189 184H190L191 188L189 187ZM99 185H100V187H99ZM108 185H109V187H108ZM191 185H193V186H191ZM251 185H253V187L255 186L254 187V196H252V198L254 197L253 199L251 197H249V194H247ZM185 186H187V187H185ZM27 187H29L30 189L29 188L27 189ZM32 187H34V190L31 189ZM35 187L38 188V190L36 192H35ZM80 187H81V189H80ZM82 187H84V188L82 189ZM88 187L91 190V194H90V191L88 190ZM103 187H105V188L102 189ZM41 188H43V189H41ZM118 188H121L120 189L121 191ZM133 188H135V189H133ZM247 188H248V191H246ZM107 189H108V191H107ZM244 189H245L246 192H244ZM102 190H103V192H102ZM109 190H111L112 194H108ZM49 191H50V193H53V191H51L50 189H49ZM127 191H128V193H127ZM255 191H256V193H255ZM31 192L33 193V195H32ZM243 194H245V195H243ZM101 195H103V196H101ZM243 196H244V198H243ZM127 197H128V199H126ZM59 198L62 199V200H60ZM245 198H247V199H245ZM47 199L51 200L52 203H50L51 201H47ZM109 200L114 202V205L110 206V208L108 207V208L104 209L103 205L106 203V201L110 202ZM196 201H198V202H196ZM61 202H63V203H61ZM91 202H92L93 205L91 204ZM100 202H101V204H100ZM102 203H103V205H102ZM127 203H129V204L127 205ZM60 204H62L63 206L60 205ZM243 204H245V205H243ZM46 205H47V207H46ZM90 205H92L93 207L90 206ZM238 206H240L241 208L238 207ZM242 206H243V208H242ZM95 207H97V208H95ZM114 207L115 208L117 207V208L115 209ZM124 207H126V208H124ZM137 207H139V209ZM192 207L194 209H192ZM187 208H190L191 210L187 209ZM238 208H240L242 210L244 209L243 211L245 213H247L248 216H243L241 218L239 216V214H237ZM112 209H113V211H112ZM125 209H127V212H126ZM52 210L54 211V213H53ZM57 210H59V213H58ZM251 210L254 211L253 213H256L255 214L256 218H255L254 214H252ZM130 211H131L132 214H129ZM156 211H158V209H156ZM185 211L186 212L189 211L190 214H188L189 212H187V214H186ZM193 211H194V214L192 213ZM104 212L106 213V215H105ZM141 212H143L144 214H142ZM108 213H110V214H108ZM174 213L175 214L177 213L178 216L175 215ZM259 213H260V216H259ZM121 214H122V216H121ZM191 214L193 216H190ZM196 214L199 216V217L197 216L198 218L195 216ZM100 215H101V217H100ZM108 215H110V216H108ZM185 215H187V216H185ZM120 216H121V218H123L122 220H121ZM188 216H190L192 218L190 219V217H188ZM66 217H67V219H66ZM165 217H167V219H165ZM168 217H170V218L168 219ZM176 218H178V220L179 221L181 220V221L179 222ZM174 219H176V220H174ZM194 219H196L197 221L194 220ZM123 220H124V222H123ZM254 220H256V221H254ZM249 221H251V222H249ZM181 222L185 226H187L188 228L184 227V225L181 224ZM196 223H198V224H196ZM84 224H86V225H84ZM203 225H205L204 227H206V230L204 229ZM74 226H76V227H74ZM117 226H119V225H117ZM68 227H70V228H68ZM202 227H203V229H202ZM74 228H75V230H74ZM185 228L188 229V231L185 230ZM190 228H191V230H190ZM125 229H126V226H125ZM180 229H181V231H180ZM195 229H197V230H195ZM201 230L202 231L205 230V231L202 232ZM82 231L85 232V233L83 234ZM115 231L119 232V233H120V231L122 232L121 228L120 229L116 228ZM183 231L186 233V235L183 233ZM193 231L197 234L196 236L199 237L200 239H198L195 236V233ZM197 231H198V233H197ZM210 231H212V232H210ZM181 232L184 234V236H183V234ZM204 232H206V233H204ZM71 233H73V234H71ZM241 233H242V235H241ZM250 233L251 234L255 233L256 237L254 235V238H253V234L251 235ZM258 233H260V234H258ZM201 234L203 235V238H201L202 237ZM190 235L191 236L193 235L192 238H191ZM211 235H212V237H211ZM182 236H183L184 240H183ZM148 237H147L148 239L146 238L147 240H150V239L154 238L153 235H148ZM214 238H216V239L214 240ZM196 240L198 242H196ZM251 240H252V243H251ZM2 241L3 240L1 239V241H0V249H1L0 250V258H5V256L6 257H10V258H17L18 256H16V255L14 256V254H9L8 252L5 251L4 248L7 247L10 244L8 242H5V241H3V244H2ZM202 241L203 242L204 241H208V242H204L203 243ZM169 243H171V244H169ZM189 243L190 244L192 243V244L190 245ZM205 243H207L208 245L205 244ZM180 244H181V246H180ZM187 247H189V248H187ZM219 255H220V257H219ZM221 255H222V257H221ZM23 264H25V263L23 262Z\"/></svg>",
	"mask_w": 264,
	"mask_h": 264
},
{
	"label": "clouds",
	"instance_id": "9594fccd",
	"mask_svg": "<svg viewBox=\"0 0 264 264\" xmlns=\"http://www.w3.org/2000/svg\"><path fill=\"white\" fill-rule=\"evenodd\" d=\"M8 8L7 0H0V11ZM8 19L13 26L26 27L29 22L38 20V8L32 5L18 7L14 11L8 13ZM0 264H23V261L17 258H0Z\"/></svg>",
	"mask_w": 264,
	"mask_h": 264
}]
</instances>
